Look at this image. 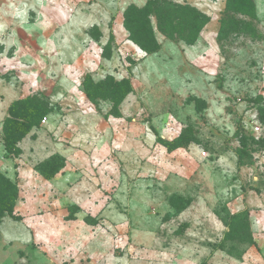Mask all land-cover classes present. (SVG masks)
I'll return each mask as SVG.
<instances>
[{
    "label": "rangeland",
    "instance_id": "1",
    "mask_svg": "<svg viewBox=\"0 0 264 264\" xmlns=\"http://www.w3.org/2000/svg\"><path fill=\"white\" fill-rule=\"evenodd\" d=\"M232 1L0 0V264H264V0Z\"/></svg>",
    "mask_w": 264,
    "mask_h": 264
},
{
    "label": "trees",
    "instance_id": "2",
    "mask_svg": "<svg viewBox=\"0 0 264 264\" xmlns=\"http://www.w3.org/2000/svg\"><path fill=\"white\" fill-rule=\"evenodd\" d=\"M147 4H150L149 2ZM233 1L227 0L226 5L227 9H230L232 7ZM147 10H149L147 8ZM146 10H135L133 8L126 11V17L124 21V28L128 32V39L132 41L139 49L142 51L149 53L151 51V47L153 44H155L153 33L149 27V24H142L141 21L145 19L144 14L149 15L151 10H149L148 13H145ZM140 15V16H138ZM188 19L192 23L191 27L192 29L196 30V32L207 22V18L201 17V14L197 11H188ZM185 16V15H184ZM203 21H202V20ZM149 23V22H148ZM85 96L87 98H93V94L91 93V90L87 87V89L84 91ZM11 112V111H9ZM43 114V113H42ZM42 114L37 116V120H40L42 117ZM24 121L19 119L18 123H16V126H23V124L20 122ZM34 122V121H33ZM29 128V126H28ZM188 144V143H187ZM186 145V144H184ZM168 147V145H166ZM182 145H176L173 149L168 150L172 151L177 148H180ZM11 149V148H10ZM9 149L7 146L5 147V151H8ZM17 153H20V150L18 149ZM15 201V186L12 184L9 178L5 177L0 173V220L2 218V214L8 215L12 217V219L19 220L20 218L13 216V204Z\"/></svg>",
    "mask_w": 264,
    "mask_h": 264
},
{
    "label": "built area",
    "instance_id": "3",
    "mask_svg": "<svg viewBox=\"0 0 264 264\" xmlns=\"http://www.w3.org/2000/svg\"><path fill=\"white\" fill-rule=\"evenodd\" d=\"M256 130H258V128H256Z\"/></svg>",
    "mask_w": 264,
    "mask_h": 264
}]
</instances>
